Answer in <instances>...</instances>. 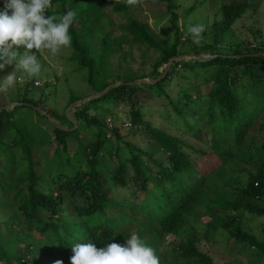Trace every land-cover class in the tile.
Returning <instances> with one entry per match:
<instances>
[{"label":"trees","instance_id":"1","mask_svg":"<svg viewBox=\"0 0 264 264\" xmlns=\"http://www.w3.org/2000/svg\"><path fill=\"white\" fill-rule=\"evenodd\" d=\"M158 1L164 2L165 10L170 13V22L175 27L174 41L171 45H166L160 38H155L148 30V23L138 21L136 18L138 13L133 8V4L129 5L125 0H53V7L49 10L53 16L58 18L69 9L76 12V19L69 29L72 35L69 58L77 64L78 68H86L85 80L90 90L93 93L99 92L109 84L121 81L104 95L75 106L74 117L77 120L75 130H64L52 125L53 134L59 142L63 143V149H65L67 137L79 135V132L84 128H88V130L91 127L94 128L91 132L94 140L88 144L83 169L80 168L82 165H75L74 175L64 177L62 173H58L55 180L51 178L50 182L34 170L32 159H30L31 141L27 136H32L31 133L40 126L32 119L27 127L18 114V111L25 109L27 113L36 116L33 113L36 111L34 106L45 110L40 104L41 101H44V96L43 99L38 98L37 100L28 97L25 86H29L34 81L33 77L24 84V93L16 99L10 100L19 102V104L10 107L11 109L5 107L0 111V155L8 162L12 159L14 150L20 148L27 157L28 163L27 170L17 175V178L11 174L8 176L9 181L2 180L1 182L0 180L2 192L0 211L11 212L9 218L0 224L5 226V230L11 235L12 242L27 243L26 241H28L26 246L28 251L32 249L36 251L37 245L38 249L44 248L47 251L52 249L50 253L53 258L47 264H60L59 261L62 264H70V257L73 255L71 246L74 244L91 242L95 243L97 247H103L110 241L123 244L130 236V230L134 221L137 220L134 210L138 205L127 200L119 202V207L127 209L130 214L114 209L104 190L108 186V181H111L113 187H124L131 182L139 191L143 192L146 209L155 208L158 204L166 206V213L157 219L165 234H178L185 225L184 217L194 209L199 194L196 184L198 181L190 180L187 175L191 169H194L188 154L181 149V144L185 141L151 126L143 119L144 113L141 108L143 103L137 104L134 100V96L138 93L149 89L156 95L163 96L171 105V110H168L170 114L183 121L186 133H191L194 127L201 122L202 115H205L204 126L212 124L209 141L213 155L229 154V148L232 145L229 142L217 143L213 133L214 128H221L227 137L231 135L240 137L247 133L252 125L251 122L256 120L258 128L264 131V97L249 96L251 92H256L260 85L256 79L264 75V55L253 54L264 52V49L255 47L247 52L234 50L232 54L227 55L222 50L216 49L215 45L207 44L202 49L211 55L208 59L193 58V62L182 58L177 59L171 63V68L169 67L165 76L154 83L133 85L126 83L141 78L130 67V63L135 61L136 56H145L150 51L153 52V57L157 58L153 63L150 75L143 78L156 79L163 72V69L159 70V67H163L172 57L182 55V51L177 45L179 30L176 21L178 14L174 11L176 7L174 0ZM2 7V0H0V8ZM193 7H190L189 11ZM248 7L249 0H233L220 6L221 23L214 33V44L221 41L235 22L246 13ZM109 10V13L112 12L124 18L115 24L117 34L111 29V20L108 18L106 22L104 19L105 13L107 14ZM238 45L240 46L241 43ZM134 49L136 54H134ZM200 50L195 47L193 52L200 54ZM176 65L191 70L193 75L196 72V67L202 69V77L210 78L208 80L211 81L210 86L204 92L198 93L196 97H191L186 91H182L177 101H174L165 89L167 80L171 76L172 67ZM210 67L214 68L213 72L210 71ZM207 70L210 73L209 77H207ZM114 71L116 72L108 79V76H111L110 74ZM242 79L251 81V86L248 85L250 90H246L242 86ZM192 80L193 84L198 82L194 77ZM261 83L264 84V82ZM49 84V82H45V85ZM41 94L45 95V90H42ZM2 95L3 100L0 101V106H4L6 101L4 91L0 92V96ZM85 96L87 94L80 96L71 94L70 102ZM102 102L107 105L113 102V106H118L120 102L126 103L129 107L127 113L130 125H142L146 129L150 138L157 143L159 150L167 153L170 166H165L162 162L156 164L153 159L154 152L145 151L139 146L123 140L120 122L115 120L109 125L96 113H91L90 108L95 107L96 109ZM189 105L191 107L196 105L195 110L186 113L185 109H188ZM46 112L52 118L57 115L54 112ZM38 114L37 116L48 120L44 114L39 112ZM193 115L200 117L190 120L189 116ZM59 120L61 125L65 122L64 124L68 123L69 127L73 126L64 113ZM189 121L191 122L189 123ZM78 129L80 130L77 133ZM40 130L42 131V127ZM108 131L113 134L112 139L115 145L112 144V139L106 137ZM6 136H10V141L4 140ZM120 143L126 147V155L123 157L120 154L122 153ZM108 145L111 147V152H114L118 157L114 170H111L110 173L99 158L100 153L108 151L106 148ZM260 148L264 149V140ZM9 152L12 153L9 154ZM146 158L151 159L150 165H147ZM67 162L70 163L69 159ZM1 176H4V173L0 172ZM23 181L26 183L19 185L18 188L15 186L17 182ZM39 181L46 183V187L44 190L36 192V184ZM166 183L168 186H165ZM160 184L162 186H158ZM241 192L248 199L246 202L223 201L219 205L223 208L226 206L233 209L241 208L264 217V161L257 165V170L254 173L250 174ZM78 197L83 198V202H78ZM257 200L263 201L259 203ZM68 207H72L74 215L65 214ZM42 211L46 213L42 215ZM237 218L240 216L238 215ZM207 225L212 230L222 229L236 241L243 242L247 247L255 248L264 257V241L257 240L254 235L243 230L238 219L234 221V218H219ZM32 229H36L40 237L36 238L32 234H27L31 233ZM149 232L146 229H141L137 233L141 236L143 233ZM149 236L152 237V234ZM12 252L0 243V262L26 264V256L21 254L23 251L18 254ZM174 253L179 254L183 259H196L204 264H219L211 255L201 251L197 246L196 238L191 236L180 240Z\"/></svg>","mask_w":264,"mask_h":264},{"label":"rangeland","instance_id":"2","mask_svg":"<svg viewBox=\"0 0 264 264\" xmlns=\"http://www.w3.org/2000/svg\"><path fill=\"white\" fill-rule=\"evenodd\" d=\"M230 1L233 0H174L176 6L174 11L178 14L176 21L179 30L177 45L179 50L182 51L181 57L183 60L193 62V58H196L192 54L195 47L201 49V58H210L211 55L205 49H202L207 44L215 45L216 49L222 50L227 55L232 54L234 50L247 52L255 49V47L264 49V0H249V7L246 13L235 22L218 44H214V33L218 30L221 23L220 6ZM192 6H194L193 9L189 11ZM133 8L138 13L137 20L147 22L148 30L155 38H160L166 45L173 43L175 27L170 22V13L165 10L164 2L158 0H136ZM109 12L110 10L107 14L105 13L104 19L106 22L108 18L111 20V29L115 31V24L124 18L121 15ZM197 23L204 24L206 30L202 34L200 43L194 44L186 29L188 25ZM115 34H117V31H115ZM240 43L241 45L239 46L238 44ZM18 51H23V48L21 47ZM31 51L34 52L35 49ZM133 51L136 54L135 49ZM70 55V47L62 48L55 55L46 51L37 53L38 59L41 61V73L33 77L34 81L29 86H25L29 98L37 100L38 98L43 99L42 97L44 96V101H41L40 104L46 111L57 113L53 119L58 122H60V116L63 113L65 114L68 105L72 103V101L70 102L71 94L80 96L88 95L92 92L85 80L86 68H78L77 64L70 60ZM153 56L152 51L145 56L138 55L135 61L130 63V67L138 73L139 77H148L157 58ZM111 61H113L112 58ZM162 69L163 67H159V70ZM12 70V65H5L4 69L0 70V78L6 76ZM213 70L214 68L210 67V71L213 72ZM115 72L110 74L111 76H108V79ZM201 72L202 69L196 67L194 76L191 70L184 69L182 66H173L165 89L169 97L177 101L182 91H186L191 97H196L198 93L204 92L210 86L211 81H208L210 78L204 79ZM206 72L207 77H209L210 73H208V70ZM16 75L19 82L11 88L6 87V90H4L6 101L3 105L11 103L10 100H14L19 95H22L24 93V84L28 83V80L31 79L21 73H17ZM192 77L198 82L193 84ZM256 81L260 82L258 83L260 85H258L256 92H251L249 96L253 98L264 97V84L261 83L264 82V75L256 79ZM45 82H49L50 84L45 85ZM241 84L246 90H250L248 87V85L251 86L250 80L242 79ZM42 90H45V95H40ZM1 100H3V95L0 96ZM134 100L137 104L143 103L141 106L144 113L143 119L151 126L157 127L185 141L181 144V149L188 154L193 163L192 168L194 169H191L187 175L190 180L198 181L196 184L198 185L199 194L197 195L194 209L184 217L185 225L179 230L178 234H165L161 230V225L157 219L166 213V206L158 204L159 206L151 208L152 211L151 209H146L143 201V192L139 191L131 182L124 187H113L111 181H108V186L104 190L107 192L114 209L123 210L122 212L126 211L127 214H130L127 209L119 207V202L122 200L132 201L139 206H136L134 210L137 220L134 221L130 235L134 232L137 233L141 229L150 231L151 233H143L141 237H145L144 241L154 249L156 255L159 257L160 264H204L196 259H183L179 254L174 253L178 242L190 236L196 238L197 246L201 251L211 255L219 264H264L263 255L255 248L247 247L243 242L236 241L220 228L212 230L207 225L219 218H234V221L238 219L243 230L254 235L257 240L264 241L263 216H257L241 208L233 209L229 206L223 208L219 205L223 201L232 202L239 200L244 203L248 200L242 195L241 189L247 183L250 174L257 170V165L264 161V149L260 148L264 140V131L258 128V122L253 120L247 133L240 137L232 135L227 137L221 131V128H214L213 133L216 136L215 141L217 143L229 142L232 145L229 148V154L213 155L211 154L209 141V132L212 124L204 126L205 115H202L200 118L201 122L194 127L191 133H186L183 121L170 114L168 110H171V105L163 96L156 95V93L147 89L145 92L135 95ZM92 105L94 104L92 103ZM190 105L188 109L184 107L186 113L195 110L196 105H192V107ZM8 108L11 109L10 106ZM128 109V105L124 102L118 103V106H113V102L108 103V105L102 102L96 109L95 107H91L90 111L93 114L96 113L100 119L108 122L109 125L115 120L118 123L120 122L122 124L120 125V132L123 140L131 142L145 151L154 152L155 156L153 159L156 161V164L162 162L163 165L170 166L167 153L159 150L157 143L150 138L146 129L142 125H130L127 113ZM74 110L75 107L70 109V114L73 117ZM26 111L25 109L18 111L22 122L28 127L33 119L40 126L36 127L35 131L31 133L32 136H27L31 141L32 154L30 159H32L34 170L50 182L51 178L55 180L58 173H62L64 177L74 175L76 172L75 165H82L80 168L83 169L88 144L94 140L91 133L94 128L91 127L89 130L88 128H84L80 132V129H78L77 133L79 132V135L67 137L66 146L63 149V143L59 142L53 134V124L49 120L37 116L39 115L36 112L37 110L33 111L36 116ZM199 115H197L198 118L200 117ZM65 117H67L66 114ZM197 117L193 115L189 116V119L193 120ZM64 123L62 125L69 128V124ZM31 127H34V125H31ZM41 127L42 131H39ZM70 128H73V126ZM107 133L106 137L111 140L113 134L110 131ZM4 140L6 142L10 141V136H6ZM112 144L115 145L113 139ZM120 147L122 148V153L120 154L123 157L126 155V147L123 143H120ZM106 148L108 151L100 153L99 158L106 165L107 171L110 173L111 170H114L118 157L115 156L114 152H111L110 145ZM13 153L12 159L8 162L0 155V172L4 173V176L0 177L1 182L2 180L9 181L8 176L11 174L17 178V175L27 170V157L24 155L22 149L16 148ZM68 159L70 163L67 162ZM146 159L147 165H150L151 159ZM25 183L26 181L17 182L15 186L18 188L19 185ZM158 186H162V184ZM165 186H168V183ZM45 187L46 183L42 181L37 182L36 192L44 190ZM1 193L0 189V196ZM77 201L83 202V198L78 197ZM262 201L257 200L259 203ZM66 210L65 214L74 215L72 207H68ZM42 212V215L46 213ZM10 214V211H0V222L8 219ZM238 215L240 218H237ZM140 222L141 224H139ZM37 232L36 229H32L31 233L27 234H32L38 238L40 236ZM149 234H152V237ZM10 237L11 235L5 230V226L0 224V243L13 251V254L23 251L21 254L26 256V264H47L52 260L53 257L50 253L52 249H49V252L44 248H40L42 249L40 250L37 245L36 251H33V249L28 251L26 250L28 241H26L27 243L20 241L14 243ZM0 264H4V262H0Z\"/></svg>","mask_w":264,"mask_h":264},{"label":"clouds","instance_id":"3","mask_svg":"<svg viewBox=\"0 0 264 264\" xmlns=\"http://www.w3.org/2000/svg\"><path fill=\"white\" fill-rule=\"evenodd\" d=\"M125 2L132 5L136 0ZM2 4L0 70L5 65H12L13 70L0 78V91L19 82L17 73L29 78L41 73L37 53L46 51L55 55L62 48L71 47L69 29L76 19V12L71 9L58 18L53 16L49 11L53 7V0H2ZM205 30L206 26L202 23L188 25L186 29L194 44L200 43ZM21 47L23 51H18ZM33 49L34 52L31 51ZM71 248L73 255L70 264H160L154 249L135 232L123 244L110 241L103 247H97L95 243L87 242L74 244Z\"/></svg>","mask_w":264,"mask_h":264},{"label":"water","instance_id":"4","mask_svg":"<svg viewBox=\"0 0 264 264\" xmlns=\"http://www.w3.org/2000/svg\"><path fill=\"white\" fill-rule=\"evenodd\" d=\"M194 54V56L200 60H203L201 57H200V54H196V53H192ZM257 54H263L264 55V52H260V53H254L253 55H257ZM182 55H178L176 57H172L171 59L168 60L167 63H165L164 65V70H163V73L161 74L160 77L156 78V79H135L134 81H131V82H127V84H130V85H133V84H143V83H154L156 82L157 80L161 79L162 77L165 76V74L167 73L171 63L174 61V60H177V59H181ZM121 83V81H117V82H113L111 84H109L108 86H106L103 90L99 91V92H95V93H91V94H88L87 96L83 97V98H80V99H76L74 100L72 103H70L68 105V107L66 108L65 110V114L67 116V118L73 123V128H67L63 125H61L58 121H56L55 119L52 118V116L50 114H48L44 109L40 108L39 106H34V108L40 113V114H44L45 117L55 126V127H58V128H61V129H64V130H73L76 126H77V120L75 119V117H73L71 114H70V109H72L73 107L79 105V104H82L84 102H86L87 100L89 99H92V98H95V97H99V96H102L104 95L110 88H112L113 86L117 85ZM15 104H19V102H11V103H8L4 106H0V111L5 108V107H12L14 106Z\"/></svg>","mask_w":264,"mask_h":264}]
</instances>
